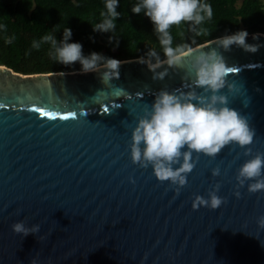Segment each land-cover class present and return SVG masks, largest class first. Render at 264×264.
Masks as SVG:
<instances>
[{
  "label": "water",
  "instance_id": "obj_1",
  "mask_svg": "<svg viewBox=\"0 0 264 264\" xmlns=\"http://www.w3.org/2000/svg\"><path fill=\"white\" fill-rule=\"evenodd\" d=\"M256 32L258 40L246 37L260 42L256 51L192 46L223 53L240 87L220 91L255 133L215 155L192 150L179 192L134 162L130 144L161 88L203 92L186 65L121 59L119 76L105 81L103 67L23 73L0 64V264H264V189L238 178L264 152V32ZM210 190L225 198L215 208L194 199ZM17 220L39 232H15Z\"/></svg>",
  "mask_w": 264,
  "mask_h": 264
},
{
  "label": "clouds",
  "instance_id": "obj_2",
  "mask_svg": "<svg viewBox=\"0 0 264 264\" xmlns=\"http://www.w3.org/2000/svg\"><path fill=\"white\" fill-rule=\"evenodd\" d=\"M119 2L120 0H104L100 19L92 23L94 31L114 32L116 18L121 15L117 8ZM131 11H143L150 18L166 62L170 65H186L194 77V83L203 88L202 93L195 88L188 91L161 88L151 104L145 107L143 114L139 115L132 129V160L144 167L151 165L159 179L170 180L172 185L178 186L176 191L179 192L181 186L187 183V174L194 166L192 150L215 155L223 145L231 141H237L241 145L249 144L253 140L255 128L251 126L246 115L230 106L228 93L220 91L226 84L229 91H238L240 87L235 81L228 80L227 73L232 69L223 53L217 47L194 48L187 43H173L170 29L182 21L191 22L189 27L198 34L207 31L202 22L213 15L209 0H136ZM197 25L200 27L197 28ZM72 34L73 30L67 24L63 28L62 36L58 37L54 32H49L40 40L49 42V56L55 61L64 64L79 61L80 71L84 72L103 67L105 70L101 75L105 81L119 76L120 59L106 56L97 50L85 54L82 41L71 39ZM248 35V29L240 28L214 37L208 44L215 40L216 44L228 49L236 43L246 50L256 51L260 42H248ZM252 35L258 40L260 33L254 32ZM32 43L34 47H40L38 40H33ZM153 56L156 57L154 62L151 59ZM186 56L187 60L184 59ZM138 59L143 61L146 57L140 56ZM147 62L150 68L156 69L165 60L161 59L155 48H151ZM165 71L154 72V76L163 77ZM71 114L75 115L74 112ZM213 171L218 172V169ZM238 178L241 184L246 180L250 181L249 191L264 189V152H258L246 159L239 168ZM216 187L218 189V185ZM194 199L215 208L225 198L219 195L218 190H210L208 196L197 193ZM259 223L264 225V214L259 217ZM12 229L27 235L39 232V224L26 225L23 220H17L13 222Z\"/></svg>",
  "mask_w": 264,
  "mask_h": 264
},
{
  "label": "trees",
  "instance_id": "obj_3",
  "mask_svg": "<svg viewBox=\"0 0 264 264\" xmlns=\"http://www.w3.org/2000/svg\"><path fill=\"white\" fill-rule=\"evenodd\" d=\"M136 0H120L113 33L94 31L92 23L100 19L104 0H0V64L23 73L72 71L80 69L79 61L64 64L49 56L50 44L40 38L54 32L62 36L64 26H71V39L83 43L88 54L97 50L118 59L148 56L155 48L165 59L150 18L131 11ZM213 15L202 26L206 32L193 31L189 21L173 25V43L195 46L214 37L231 33L240 28L248 32H264V3L262 0H209ZM197 28L200 26L197 25ZM112 36V39H109ZM95 37V39H92ZM38 40L40 47L33 46ZM153 62L156 57H151Z\"/></svg>",
  "mask_w": 264,
  "mask_h": 264
},
{
  "label": "snow or ice",
  "instance_id": "obj_4",
  "mask_svg": "<svg viewBox=\"0 0 264 264\" xmlns=\"http://www.w3.org/2000/svg\"><path fill=\"white\" fill-rule=\"evenodd\" d=\"M41 111H43V109H41ZM68 115H72L71 113H69Z\"/></svg>",
  "mask_w": 264,
  "mask_h": 264
},
{
  "label": "rangeland",
  "instance_id": "obj_5",
  "mask_svg": "<svg viewBox=\"0 0 264 264\" xmlns=\"http://www.w3.org/2000/svg\"><path fill=\"white\" fill-rule=\"evenodd\" d=\"M263 1V3H264V0H262Z\"/></svg>",
  "mask_w": 264,
  "mask_h": 264
}]
</instances>
